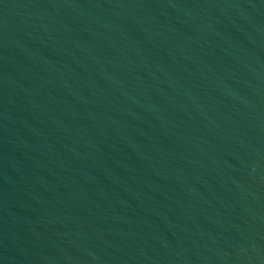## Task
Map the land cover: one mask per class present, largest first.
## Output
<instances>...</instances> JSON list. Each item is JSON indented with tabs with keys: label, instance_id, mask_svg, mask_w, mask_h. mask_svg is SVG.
I'll return each mask as SVG.
<instances>
[{
	"label": "water",
	"instance_id": "1",
	"mask_svg": "<svg viewBox=\"0 0 264 264\" xmlns=\"http://www.w3.org/2000/svg\"><path fill=\"white\" fill-rule=\"evenodd\" d=\"M0 264H264V0H0Z\"/></svg>",
	"mask_w": 264,
	"mask_h": 264
}]
</instances>
